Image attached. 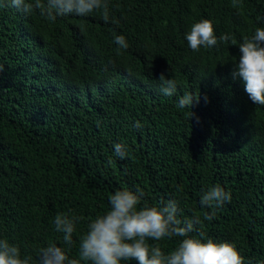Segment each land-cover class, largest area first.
<instances>
[{"label": "trees", "instance_id": "obj_1", "mask_svg": "<svg viewBox=\"0 0 264 264\" xmlns=\"http://www.w3.org/2000/svg\"><path fill=\"white\" fill-rule=\"evenodd\" d=\"M110 9L108 23L99 12L48 22L0 7V239L39 264V249L64 246L53 221L68 214L79 221L66 250L78 258L109 196L142 190L151 205L178 199L182 218L199 215L207 237L264 264V105L233 76L243 36L264 27V0L242 9L232 0H110ZM202 19L229 42L192 51L185 34ZM162 73L177 81L172 96L160 92ZM185 93L200 95L191 120L177 107ZM216 184L232 198L204 220L211 209L200 198ZM180 239L160 246L167 253Z\"/></svg>", "mask_w": 264, "mask_h": 264}, {"label": "clouds", "instance_id": "obj_2", "mask_svg": "<svg viewBox=\"0 0 264 264\" xmlns=\"http://www.w3.org/2000/svg\"><path fill=\"white\" fill-rule=\"evenodd\" d=\"M232 6L242 9L243 0H232ZM0 7H12L29 15L38 11L48 22H55L58 16H86L92 12H99L105 23L112 19L110 0H0ZM80 27L83 29L84 25ZM185 39L190 49L198 52L201 48L211 49L220 41L228 43L230 36L223 34L218 38L213 21L202 19L191 25ZM114 42L120 49L129 46L124 35H116ZM231 44H237L234 38H231ZM239 49L241 55L233 76L242 78L253 103L264 105V27H257L251 35H244ZM159 80L163 95L172 96L176 92L175 79L166 78L162 73ZM199 100L200 95L185 93L179 97L177 107L190 108L191 120L193 104ZM134 127L142 125L137 121ZM114 154L125 158L128 155L126 146L116 144ZM181 191L182 188L177 189L178 193ZM144 197L142 190L121 189L112 193L109 209L90 219L87 231L80 236L78 258H70L66 249L77 245L74 234L79 218L57 214L54 228L62 235L64 246L50 242L39 249V264H124L126 261H135L136 264H245L234 243L207 237L199 215L182 218L178 199L151 205ZM231 198V192L221 185L209 187L200 198L201 206L211 209V212L204 213L203 219L211 221L216 215L215 209L230 202ZM175 237L182 239L166 253L160 242ZM0 264L33 262L32 256L23 254L18 244L0 239Z\"/></svg>", "mask_w": 264, "mask_h": 264}]
</instances>
